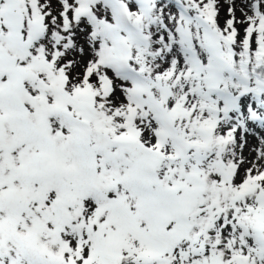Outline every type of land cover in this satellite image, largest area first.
<instances>
[{"label": "snow or ice", "instance_id": "6c2138e0", "mask_svg": "<svg viewBox=\"0 0 264 264\" xmlns=\"http://www.w3.org/2000/svg\"><path fill=\"white\" fill-rule=\"evenodd\" d=\"M0 264H264V0H0Z\"/></svg>", "mask_w": 264, "mask_h": 264}]
</instances>
